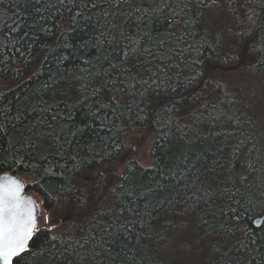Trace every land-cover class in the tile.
<instances>
[{
  "label": "trees",
  "instance_id": "16d2710c",
  "mask_svg": "<svg viewBox=\"0 0 264 264\" xmlns=\"http://www.w3.org/2000/svg\"><path fill=\"white\" fill-rule=\"evenodd\" d=\"M80 2L77 0L78 4ZM243 2L240 0V3ZM240 3L231 5L238 9L236 16H233L227 0L223 8L191 5L192 12L184 19L196 21V33L195 36L187 35L186 39L188 44L200 48L199 54L194 50L189 51L187 45L174 43L175 37L171 33L182 35L187 30L179 23V16L169 27L170 10L164 7L161 0H156L143 16L135 7L129 9L128 5H124L109 18L115 26L112 35H117L121 28L127 32L133 25H140L141 30L150 32L154 40L165 38V43L158 47L160 53L171 57V65H175L165 68V71L171 76L172 88H176V91L171 88L161 91H165L180 109L177 116L181 130L171 129L166 147L153 145L151 165L144 166L135 159L127 160L134 161L127 174L134 183H139L137 193L145 192L148 195L147 200L135 201L141 213V222L150 223L152 228L141 233L137 227L132 236L125 238L123 235L109 237L102 231L96 233L90 230L86 220H78L67 211L70 193L66 190L61 192L62 188L73 183L81 184L84 188L98 185L96 177L75 171L77 161L72 156L79 152L80 156L87 155L91 161L94 153L87 152V146L95 144L97 149L102 150L103 141L115 136L121 110L113 112L109 98L116 89L110 87L111 81L100 66L88 68L89 73H94L92 75L82 74L78 70L82 66L79 60L66 62L70 71L61 75L64 65H58L56 58L66 53L58 47L59 41L52 35V26L53 22L61 24L62 20L69 18V8L61 6L57 0H40V3L36 0H0V123L9 133L0 139V148L10 149L14 144L19 146L17 142L22 136L31 135V131L41 132L45 135L43 143L48 146L45 167L52 165L56 175L41 174L31 167H14L11 171L5 167L3 171L17 174L25 181L26 191L38 200L44 210L56 216L62 214L68 224L67 231L62 232L46 227L37 228L29 251L16 257L13 264H52L51 245L59 247L60 241L68 238L79 240L83 245V248L77 249L85 256L83 264H99L90 255L97 241L103 244L105 251H119L126 244L125 256L135 257L128 264H170L177 251L180 253L183 249H189L203 233L200 218L208 217L203 212L193 215L186 210L185 203L199 195L197 188L201 185L205 188L211 186V191L220 193L230 188L234 190L235 185L243 193L250 186L255 188L254 180L258 184L264 179V169H261V164H264V63L250 66L248 50L239 46L238 27L234 20L243 11ZM136 6H139L138 2ZM171 7L176 8V5L172 4ZM76 10L72 9L71 14L74 15ZM81 10L85 16L90 15L87 9ZM193 12L196 13L194 16ZM96 21L95 15L87 21L81 18L75 31L69 33L70 38L76 42L88 40L90 35H94ZM100 24L108 30L103 17H100ZM191 27L192 24L189 25ZM217 40L220 41L218 45ZM181 48L184 49L183 56L178 54ZM86 51L91 54L90 58L95 57L94 48ZM111 55L118 53L112 52ZM193 57L202 61L195 73L191 68L184 67ZM158 64L164 67L160 61H154L148 67L155 71ZM107 66L105 62L103 68ZM194 74L196 80L189 86L188 80ZM141 75L147 78L150 73ZM50 77L56 80L55 84H51ZM124 79L125 92L120 96L122 100L132 103L135 111V104L139 102L136 91H142L148 85L136 83L130 76ZM46 84L51 86L46 88ZM82 85H87L86 89ZM49 107L52 110L43 114L45 123L39 124L40 110ZM192 113L203 115L193 122ZM218 114L222 115L214 119ZM51 115H56L57 120H50ZM168 118L161 112V119L167 121ZM172 118L175 120L176 116ZM186 123L188 128L184 129ZM49 124L52 125L51 129ZM135 129L128 136L147 131L139 124L135 125ZM148 134L153 140V134ZM52 137H56L58 143L53 142ZM127 137L122 138L124 142ZM245 137L248 140L237 151L238 142ZM160 143L165 141L161 140ZM60 144L64 145L63 156L57 152ZM253 144L256 151H250ZM185 154L188 155L187 160L184 159ZM96 161H99V157H96ZM96 161L89 165L93 172L97 167L112 164L108 159L102 165ZM250 165L261 170L254 171ZM173 172L176 173L175 178L171 174ZM242 178L245 180L243 184L240 182ZM160 184L166 187L161 189L158 187ZM149 187L153 189L152 193H147ZM130 188L131 185L125 183L116 193L109 192L108 202L115 199L117 203L130 207L126 195ZM97 198L102 206L104 197H98L94 192L93 199ZM161 199L165 200L163 205L159 204ZM237 199L244 217L242 227L247 228L249 235L264 237V197L254 192L251 204L243 196ZM72 204H77L75 197H72ZM219 206L226 209L224 202H219ZM257 219H261L259 227L255 225ZM136 235L142 237L139 242ZM53 236L57 237L55 241L51 239ZM260 251L264 252V249ZM199 253L204 264L206 256ZM123 260L124 257H117L116 264H121ZM104 264L111 262L104 260Z\"/></svg>",
  "mask_w": 264,
  "mask_h": 264
},
{
  "label": "snow or ice",
  "instance_id": "6c2138e0",
  "mask_svg": "<svg viewBox=\"0 0 264 264\" xmlns=\"http://www.w3.org/2000/svg\"><path fill=\"white\" fill-rule=\"evenodd\" d=\"M36 2L40 3V0H36ZM57 2L61 6L69 8L70 12L68 19L62 20L61 24L53 22L52 26V35L59 41L58 47L66 53L58 55L56 58L58 65H64L61 75L70 71L66 62L71 60L80 61L82 66L78 70L82 74L92 75L94 73H89L88 68L100 66L108 80L111 81L110 87L116 89L109 98L112 111L121 110L120 115L117 117L120 124L116 134L110 137L109 140L103 141L102 150L97 149L95 144L87 146V152L94 153L91 161L87 155L80 156L79 152L72 156V159L77 161L74 166L75 171L85 175L90 174L96 177L99 183L88 188L76 183L62 188L61 192L66 190L70 193L66 206L67 211L73 213L78 220L81 218L86 220L90 225V230L96 233L102 231L105 236L117 237L123 235L128 238L134 234L137 227L139 232L143 233L150 230L152 225L141 222V213L135 201L137 199L147 200L148 195L145 192L137 193L136 190L140 188L139 183H134L132 177L127 174L130 167L134 166V161H127V156L129 154L135 155L137 142L134 137H130L127 144H125L122 138L127 137L129 132L135 131V125L144 126L147 131L141 133V135L146 138L149 132L153 134V140L148 146L151 153L153 145L167 146L166 141L172 128L181 130L179 117L177 116L180 109L165 91H161L169 88L176 91V88H172L171 76L165 71V68L175 67V65H171V57L160 53L158 46L165 43V38L158 41L154 40L150 32L141 30L140 25H133L127 32L121 28L117 35H112L115 26L109 18L124 5H128L129 9L135 7L136 11L143 16L156 3V0H81L79 4L77 0H57ZM137 2L139 6H136ZM224 2L225 0H161L164 7L170 10L171 18L165 17V19H169V27L173 26V21L179 16V23L183 25V29L187 30L182 35L171 33V36L175 37L174 43L176 45H187L189 51L194 50L199 54L200 48L196 47L195 44H188L186 39L187 35L195 36L196 21L186 20L184 17L189 16V13L192 12V4H196L198 8L211 5L223 8ZM227 3L233 16H236L238 9L232 8L231 5L240 3V0H227ZM172 4H175L176 8H172ZM181 4H183L182 7ZM72 9H77L74 15L71 14ZM81 9H87L90 15L85 16ZM240 9L243 10L241 15L234 20L235 25L238 27L239 46L241 49L248 50L251 57L248 63L250 66L255 67L264 63V0H244L243 3H240ZM160 14L163 15V12L161 11ZM192 14L194 16L196 13L193 12ZM92 15L97 17L94 35H90L88 40L81 42L71 39L69 33L75 31L80 19L83 18L87 21L91 19ZM128 15H131L130 11ZM100 17L104 18L108 30H105L104 25L100 24ZM190 24H192L191 28H189ZM228 31L231 32V29H228ZM171 36L168 38H171ZM109 37L111 38L109 39ZM146 41L150 43H146ZM216 43L218 45L220 41L217 40ZM89 48L95 49L96 55L94 58H90L91 54L86 51ZM112 52H117L118 55L113 56L111 55ZM178 54L183 56L184 49L181 48ZM154 61H160V64H163L164 67H160L158 64L156 70L153 71L148 65L153 64ZM105 62H107V68H103ZM201 62L200 58L193 57L184 67L191 68L195 73ZM75 70L72 69L71 71ZM142 73H150V75L145 78L141 75ZM126 76H130L136 83L148 85L142 91H136L139 102L135 104V111L133 104L126 99L122 100L120 96V93L125 92L123 85ZM153 77L155 78L153 79ZM50 80L51 84L56 83L54 78L50 77ZM194 80H196L195 74L188 80V85L190 86ZM51 84H46L45 87H50ZM82 87L86 89L87 85H82ZM178 87L179 85H177ZM98 91L99 89H97ZM205 103L207 104V102ZM212 107L215 109L216 106L213 105ZM51 110L50 107L41 109V117L37 122L43 125L45 123L43 114ZM205 111H207V108H205ZM161 112L169 116L167 121L161 119ZM202 115L203 113L199 115L192 113L193 122H197ZM220 115L222 114H218L214 119L220 118ZM173 116H176L175 120H173ZM17 119L21 118L17 117ZM49 119L56 121L57 116L51 115ZM66 119H70V117ZM48 127L51 129L52 125L49 124ZM183 128H188V124H184ZM8 134V129L3 123H0V139ZM44 139L45 135L43 133L31 131V135L21 137L17 142L19 146L14 144L10 149L0 148V264H13L14 258L29 251V241L32 240L37 231L36 222L39 215L35 201L22 194L24 184L14 175L3 171V169L7 167L11 171L14 167H31L38 173L55 176L56 172L52 165L45 167L48 146L43 143ZM99 139L102 140V138ZM161 140L165 143L161 144ZM246 140H248V137L238 142L237 151L245 144ZM52 141L58 143L56 137H52ZM250 151H256L255 144L252 145ZM57 152L63 156L65 154L64 145L60 144ZM96 157H99V161H96ZM105 159L112 161L110 169L100 166L94 172L90 170L89 165L92 161L102 165ZM184 159H188L187 154H185ZM250 167L259 172L264 169V164H261V169H257L255 165H250ZM117 168L120 171H117ZM171 174L175 178L176 173ZM240 182L243 184L245 180L242 178ZM125 183L131 185L126 193L128 204L131 206L125 207L123 204L117 203L115 199L108 202L109 192L116 193ZM253 184L255 188L250 186L243 193L240 188H235V185H233L234 190L230 188L220 193L211 191V186L205 188L201 185L196 189L199 195H196L195 199L189 198L185 201L186 210L191 211L193 215H196L197 212H203L208 217L207 219L203 216L200 218L203 233L190 249V251L205 254L204 264H264V252L260 251V249H264V237L257 234L249 235L247 228L242 227L244 217L240 213V207L242 206L237 199V197L243 196L247 203L251 204V195L254 192H259V195L264 197V179L260 180L258 184L254 180ZM158 187L163 189L166 186L160 184ZM152 191L151 187L147 189V193H152ZM94 192L98 194V197H104L105 202L102 206L99 198L93 199ZM72 197L76 198L77 204L75 206L72 204ZM168 202L171 203V201ZM219 202H224L226 209L221 208ZM164 203L165 200L163 199L159 201L160 205ZM44 221L48 223L47 216L44 217ZM135 238L139 242L142 237L136 235ZM51 239L55 241L57 237L53 236ZM78 248H83V245L79 243V240H73L72 238L61 240L59 247L52 244L50 249L52 264H83L85 256L77 250ZM126 249L127 245L124 244L119 251H113L112 249L105 251L103 244L97 241L93 245L90 255L93 260L99 261V264H104V260L116 264L117 257H124L121 264H128V262L134 261L135 257L125 256ZM257 257L260 259L258 260Z\"/></svg>",
  "mask_w": 264,
  "mask_h": 264
},
{
  "label": "rangeland",
  "instance_id": "374dc122",
  "mask_svg": "<svg viewBox=\"0 0 264 264\" xmlns=\"http://www.w3.org/2000/svg\"><path fill=\"white\" fill-rule=\"evenodd\" d=\"M130 137H134L136 139L137 151L135 155L129 154L127 156V160L135 159L144 166L151 165L150 152L148 150V146L152 142L150 135L148 134L147 137L145 138V136L141 135V133L132 134L125 139V142H124L125 144H127L128 139ZM111 166L112 164L106 165L105 168L110 169ZM116 170L120 171L119 168H117ZM21 181L23 184L25 183L23 179H21ZM45 216L48 217V223H45L44 221ZM39 227H46L55 232H62V231H67L68 224L67 222H65V217H63L62 214H59V216H56V215L51 214L49 211L44 210L41 207V215L38 219V224H37V228ZM176 238L177 237H175V239ZM191 248H192V245H190L189 249H183L180 253L177 251L176 255L173 257V259L169 263L170 264H202L200 260L201 253L190 251Z\"/></svg>",
  "mask_w": 264,
  "mask_h": 264
},
{
  "label": "water",
  "instance_id": "95a60500",
  "mask_svg": "<svg viewBox=\"0 0 264 264\" xmlns=\"http://www.w3.org/2000/svg\"><path fill=\"white\" fill-rule=\"evenodd\" d=\"M9 174L10 175H14L21 183H22V181H21V179H20V177L17 175V174H15V173H12V172H9ZM23 184V183H22ZM22 194L24 195V196H26V197H30V198H32L34 201H35V203H36V205H37V209H38V213H39V215H38V217H37V222H36V226H37V224H38V219H39V217H40V215H41V206H40V204H39V202H38V200L36 199V198H34V196L31 194V193H29L28 191H26V189H25V187L23 188V192H22ZM260 223H261V219H257L256 221H255V225H260ZM30 242H31V240L29 241V244H30ZM23 254V253H22ZM15 259V258H14Z\"/></svg>",
  "mask_w": 264,
  "mask_h": 264
}]
</instances>
